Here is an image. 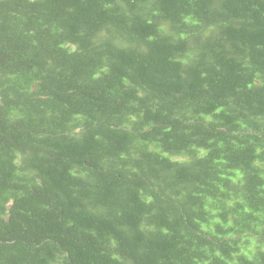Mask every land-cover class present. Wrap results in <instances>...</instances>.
Returning a JSON list of instances; mask_svg holds the SVG:
<instances>
[{"label": "trees", "instance_id": "16d2710c", "mask_svg": "<svg viewBox=\"0 0 264 264\" xmlns=\"http://www.w3.org/2000/svg\"><path fill=\"white\" fill-rule=\"evenodd\" d=\"M0 264H264V0H0Z\"/></svg>", "mask_w": 264, "mask_h": 264}]
</instances>
